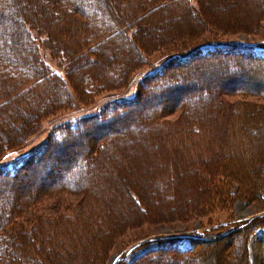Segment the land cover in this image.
Masks as SVG:
<instances>
[{
  "label": "trees",
  "instance_id": "1",
  "mask_svg": "<svg viewBox=\"0 0 264 264\" xmlns=\"http://www.w3.org/2000/svg\"><path fill=\"white\" fill-rule=\"evenodd\" d=\"M251 1L255 2L252 7L259 10L262 0ZM61 3L63 7L58 11L56 6ZM191 7L189 0H4L0 4V161L10 151L25 146L49 116L73 108L74 103L89 105L104 92H122L135 83L131 97L107 101L93 114L54 123L46 138L30 153L10 164H0V264H100L98 259L103 250L128 228L176 220L183 213H194L195 208L202 213L212 210L216 203L227 208L221 200L228 199L232 183L247 189L250 185L245 180L249 179L256 185L255 189L251 185L252 197L262 195L264 91L237 89L233 85L242 80L238 75L244 72L261 79L264 65L235 66L232 61L230 67L222 65V74L212 76L210 82H205L209 80L207 77L204 84L187 95L181 98L175 95L193 80L202 79L191 70L202 66L190 65L196 60L216 53L225 56L239 53L249 60L264 61V55L236 48L232 42L220 45L195 42L198 37L187 33L176 41V50L164 57L163 65L134 79L136 72L148 65H133L141 60L133 37L138 38L141 31L144 36L149 32L134 22L148 18L162 24L170 20L168 13L174 17L186 15ZM59 14L71 16L72 25L82 33L80 42L67 51L55 40L52 31ZM90 17L95 18L94 26ZM124 20L129 22L124 24ZM120 22L124 30L120 29ZM38 34L44 35L42 41ZM118 35L130 49L127 47L121 65H108L114 54L110 45ZM40 42L46 45V53L51 52V57L64 62L63 65L58 62L56 70L49 67ZM139 44H144L142 39ZM169 47L163 48L164 53ZM93 53L96 57L89 59ZM222 84L228 88L217 89ZM144 97H157L160 101L146 104V109L154 107L152 114L134 121L132 110L143 105ZM170 115H176L175 119L168 118ZM116 123L119 125L115 126ZM126 126L128 130L124 131ZM192 138L196 141L189 144ZM216 138L218 147H214ZM79 141H84L86 147L70 149V157L64 156L65 149ZM140 142L146 149L138 155L139 159L132 158ZM185 144L194 145V151H183L180 147ZM160 147L162 150L157 154ZM163 148L173 154L172 160L169 156L170 162ZM243 148L244 154H240ZM150 154L154 155L153 162L147 158ZM241 155L245 156V168L239 170L233 163L242 162ZM52 160L66 165L57 167L50 163ZM46 164L49 166L42 171L47 178L45 184L38 190H16L21 185L16 183L18 177L28 176L34 167L45 169ZM161 165L165 175L157 176L155 170ZM135 168L145 174L150 170L152 174L146 176L150 180L161 178L151 190L153 193L144 182L129 187ZM122 169H126L125 175ZM116 184L119 188L127 187L117 190ZM7 193L10 195L5 198ZM61 193H85V196L71 215L50 218L35 212L37 205ZM253 225L264 226V214L227 229L213 227L155 237L152 240L155 248L131 260L121 256L115 264H197L198 260L201 264H216V254L223 248L211 254L210 259L201 249L223 240L221 243L229 246L224 252L235 255L242 240L238 234L242 231L247 234ZM183 241L190 244L189 248ZM146 243L149 240L139 244ZM136 248L138 245L133 250ZM235 258L228 264H237L244 256L238 261Z\"/></svg>",
  "mask_w": 264,
  "mask_h": 264
},
{
  "label": "rangeland",
  "instance_id": "2",
  "mask_svg": "<svg viewBox=\"0 0 264 264\" xmlns=\"http://www.w3.org/2000/svg\"><path fill=\"white\" fill-rule=\"evenodd\" d=\"M189 1L192 5L190 10L191 12L189 11V13L186 15L178 16L176 14L177 16L174 17V15H172L173 13H171V15H169L168 13V15L166 16L171 17L169 18L170 20L165 22L163 21L162 24H157V22L154 19H148V18H143L137 23L134 22V25H137L138 28L142 26L143 27L142 30L149 29V32L145 36L142 35V31H141L140 32L141 35L138 34V38L133 37V41H136L138 43V50H140V58H141L139 62L136 61L133 63V65H148L138 70L134 75V79L150 71L155 66L157 67L163 65V62L165 61L164 57H167L170 54V52L176 50L175 47L176 41L184 38V36L188 35L187 33H190L193 36L198 37L197 39L199 40L195 42H199V43L213 42L218 45L225 44L226 42L227 43L232 42L234 43V46L236 48L241 49L244 47L247 48V50L251 49L253 52L258 53L259 55H264V0H262L261 5H259L260 6L259 10L256 9V7H252L255 4V2L251 0H202L201 2L200 0H189ZM2 2H4V0H0L1 5ZM62 7H63V3H61L59 6H56V9L60 11ZM19 17L20 15L18 16V18ZM89 20L92 21L91 22L92 26L96 24L95 18L90 17ZM54 21L56 22L54 26H52V31L54 32L53 35L55 37V40L63 44L62 47H64L63 48L64 50L70 49L74 46V44L76 45V43L80 42L82 33L79 27L72 25V23L74 22H72L71 16L69 17V15L67 14H59L57 16V19H54ZM127 22H129V20H124L123 23L126 24ZM123 23L120 22L119 24L121 25L120 29L124 30L125 27L122 26ZM166 23L170 25L166 26L167 25ZM126 30L128 29L126 28ZM37 37H39L41 41L44 39V35L39 36L38 34ZM117 37L115 40L112 41L113 45L112 44L110 45V47H113L112 50L114 51V54L112 55L113 56L112 60H110L112 62H109L108 65H121V63H123L125 58V51L129 46L128 43L125 42L120 35H118ZM141 39L142 42L144 43L142 45L139 44ZM161 40L164 41V43H160L159 41ZM6 44L8 45V43H5V46ZM40 46H42L41 42H40ZM168 46L170 47L167 49V52L164 53L163 48H166ZM45 47L46 45L40 48V50L42 51V55H44L45 62L53 70H56L57 66L55 67V65H60V64L63 65L64 62L58 61L60 63L59 64L57 62V58L51 57L52 54L51 52L50 53L48 52L49 55L46 53ZM78 47L81 48V45H79ZM128 49H130V47H128ZM82 52L85 53L84 50ZM95 55L97 54L93 53V55H89L88 57L90 59L92 57H96ZM229 57L232 59H227ZM232 61H235L234 64L235 66L264 65V61H262V59H258L257 61L249 60L246 56L245 57L239 56V53L226 55V56L216 53L214 55H209L208 57L206 56L202 60H196L194 64H190V65H202L198 68L197 66L191 68L192 71H196L193 72V74H195L197 77L198 76L202 77V79L198 81L193 80L191 85L184 86V88L181 91L177 90L179 92H177L175 96H179V98H181L184 95H187L188 92L199 87L201 84H204L205 81L204 79H206L207 77L209 80H206L205 82H210L212 76H215L222 72V65H229L230 67L233 65L231 63ZM246 66L244 67L248 68ZM244 73L245 74L241 73L238 75V77L242 80L241 81L236 80L233 87L237 89L256 88L259 91H264V75L260 79V77L256 78L253 77L251 74L250 77L248 72H244ZM181 75H184V73L182 72ZM134 87H135V83H131V85L122 92H109V91L106 93L104 92L103 94L96 97L95 101L89 105H77L74 103L73 108H70L65 111H61L59 114L49 116L48 118L42 121L43 124H41L40 129L33 136L28 138L27 144L25 146L14 151H10L7 154V157H5L0 161V164H5V163L10 164L11 162L14 161V159L21 158L27 155L28 153H30L46 138L50 126H53L54 123L63 122L66 120H75L78 117L93 114L98 110H100L103 104H105L107 101L110 100L127 99L133 95L135 89ZM213 88L216 89V86L213 85ZM225 88L228 87L222 84L218 86L217 89L224 90ZM143 100H145L143 102V105H140L139 107L135 106L134 109L132 110L133 118L132 116L131 118L134 121H140L142 118L152 114V112L154 111L153 110L154 107L152 108L150 106L149 108L146 109V104H149L151 102L158 103L160 101L159 98L157 97L155 98L144 97V99L141 98V102ZM175 117L176 115H170L168 118L173 120L175 119ZM117 125L119 124L116 123L115 126ZM126 130H128V126H126V128L124 129V131ZM190 140H188L189 142L187 141L189 144H192L193 142L196 141L193 138ZM230 140L233 142L232 138ZM216 144H219L217 138L214 140V147L215 146L218 147V145ZM138 146L139 147L136 146L137 152H135V154L131 156L132 158L137 157L139 159V156H141L139 154H142L141 152H143L146 149L145 148L146 146H143L142 142H140ZM76 147L83 149L86 147V144L84 141L74 142L72 145H70L65 149L66 152H64V156L70 157L71 155L70 149H74ZM180 148H182L183 151L187 152V151H194L195 146L194 145L188 146L185 144L182 145ZM160 150H162L161 147L156 151L157 154L160 153ZM163 150H164L163 151L164 155H166L165 157L167 161H169V156L171 160L174 158L171 152L169 153L165 148H163ZM242 151L243 152H241L240 150L239 153L244 154V148L242 149ZM153 156L154 155L152 154L147 156V158L151 160L150 162L154 161L152 159ZM244 157L245 156L242 155L240 157L242 162L237 160L236 164L233 163V165L235 167L237 166L239 170H242L244 167L243 165ZM150 162L145 161V163H150ZM50 163L52 165L56 164L57 167L58 166L64 167L66 165V163L64 162L56 163L53 160L50 161ZM48 166L49 164L48 165L46 164L45 169H43L42 167H39L38 169H34L35 168L34 167L32 171H28V176L18 177L16 179L18 182L16 183L21 182L20 183L21 185L16 186V190L23 191L26 188L29 190L31 188L38 190V188L41 185L47 182L46 180L47 178H44L42 171L45 172L46 167ZM163 169L165 168L161 165L158 168V171L155 170L156 175L157 176H161L162 174L165 175L166 170ZM123 170L126 169H122V171ZM132 170L136 172L134 173L132 172L130 174L132 176L130 177L132 181L128 180V182L129 181L132 182V184L129 182L130 188L137 187L138 185H140L141 182H144L146 183L145 184L146 189H148L151 192V190L154 187L158 186L157 185L159 183L158 180L161 181L160 177H154V179L152 180L148 179L146 176L152 174L150 173V170H148L146 174L144 170L139 171L138 168ZM151 170L155 172L153 169ZM125 172L123 171L122 174L125 175L126 174ZM240 176H241V171H240ZM260 176H262V178L264 179V159H262L261 162ZM245 182L247 185H250V188L248 187L247 189H244L242 187H239L236 183L231 184V186L229 187L230 194H228V199L221 200L223 206L226 207L228 205L227 208H222L218 203H216L212 210H207L202 213H197L196 212L197 208H195L194 213L188 212L187 215L183 213L181 216H178L176 220L171 219V220L154 221L150 223H143L134 228L126 229L113 241V243L110 245L109 248L103 250V255L100 256L98 261H100V264H115L117 259L124 255H126L127 260H131L134 257H137L138 255L142 254L143 252L155 248L156 244L154 241H152L155 237L165 236V235H179V234L181 235V234L190 233L192 231H200L206 229L212 230L213 227L216 228L224 227V229H227L230 227L229 225H232L234 223L238 224L244 219L257 217L258 215L264 214V190L262 191V195L252 197L251 185H253L254 189L256 188V185L251 184L249 182V179H246ZM115 186H116L115 189L117 190L119 189L122 190L124 187L125 188L127 187V186L124 187L122 186L119 188L120 185L117 184ZM156 192L158 193V191ZM111 193L110 195L113 196V194ZM151 193H153V191ZM8 195H10V193L5 194L4 197L8 198L9 197ZM83 195L85 196V193L78 195L61 193L58 196L54 197L53 200L37 205L35 207L36 209L35 212L42 214L43 216L46 217L50 216V218L60 217V214L71 215L73 210L76 208V204L79 203L81 197H84ZM120 195H122V193H120ZM161 195L162 194H158L159 197H161ZM97 199H99V196L97 197ZM187 201H189V198ZM218 222L220 223L217 224ZM252 227H253L252 229L251 228L247 229L250 230L247 234H245L243 231L238 234L239 236L242 237V240L240 246L238 245L236 248L235 255H230L228 251L224 252L229 246L226 247L228 244H225L224 242L221 243V241L223 240H220V243H216L201 250L204 252L206 251L205 254L207 256V259H210L209 256L211 254H215L218 249L223 248L222 252H220L218 255L216 254L217 257L216 264H228L233 257H236L234 260L238 261L241 258L242 254L244 256V259L243 260L241 259L242 262L241 260H239L237 264H264V226L253 225ZM145 240H149V243L140 245ZM136 243H140L137 244L138 249L136 248L125 254V252L129 247L133 245L134 247L137 246L135 245ZM227 243L229 242L227 241ZM183 245L186 248H189L190 244L188 242L183 241ZM77 255L78 253L73 255V257L76 258ZM73 257L72 258L70 257L72 261L75 260L73 259ZM200 262L201 260H198L197 264H201Z\"/></svg>",
  "mask_w": 264,
  "mask_h": 264
},
{
  "label": "water",
  "instance_id": "3",
  "mask_svg": "<svg viewBox=\"0 0 264 264\" xmlns=\"http://www.w3.org/2000/svg\"><path fill=\"white\" fill-rule=\"evenodd\" d=\"M137 244H139V243H136L135 245H137ZM133 248H134V245L131 246V247H129V248L127 249L126 253L129 252L130 250H132Z\"/></svg>",
  "mask_w": 264,
  "mask_h": 264
}]
</instances>
